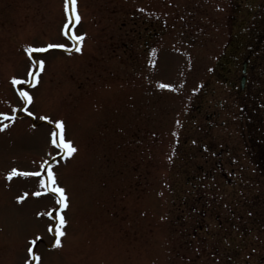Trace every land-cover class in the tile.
I'll use <instances>...</instances> for the list:
<instances>
[{"label": "rangeland", "instance_id": "rangeland-1", "mask_svg": "<svg viewBox=\"0 0 264 264\" xmlns=\"http://www.w3.org/2000/svg\"><path fill=\"white\" fill-rule=\"evenodd\" d=\"M234 1L0 0V264H264V0Z\"/></svg>", "mask_w": 264, "mask_h": 264}, {"label": "snow or ice", "instance_id": "snow-or-ice-1", "mask_svg": "<svg viewBox=\"0 0 264 264\" xmlns=\"http://www.w3.org/2000/svg\"><path fill=\"white\" fill-rule=\"evenodd\" d=\"M69 5H71V13L73 15H76V19H79L78 14H76V0H65V10L66 12L69 10ZM77 40L82 39V37H76ZM51 47V45L49 46ZM29 50H31V46H29ZM77 50H79V48H77ZM43 63V62H41ZM14 82H15V78H14ZM165 87H169L168 85H165ZM21 96L30 99L29 94L27 92L22 91L21 92ZM45 119H48V117H45ZM55 125L56 128L53 129V131L50 133L51 136V143L53 145H56L57 147L61 148L62 150L66 151L67 154H71V152L75 151L74 147H71V141H65L63 139V122L60 120L55 121ZM7 125H0V128L6 127ZM57 137H59V140L57 139ZM17 170L16 169H12L11 173H9V178H11V174L15 173ZM37 175H39V173H36ZM48 180L51 181L52 183H55L54 180V173H52L51 171L48 172ZM41 183L43 184L44 181L42 180ZM57 192H60L61 195L63 196V189L57 187L56 188ZM20 199V198H18ZM61 204H64V200L61 199L60 201ZM61 221L63 222V218L61 217ZM62 234V233H61ZM56 243L59 244L60 241L59 239L56 240ZM29 252H32V249H29Z\"/></svg>", "mask_w": 264, "mask_h": 264}, {"label": "flooded vegetation", "instance_id": "flooded-vegetation-1", "mask_svg": "<svg viewBox=\"0 0 264 264\" xmlns=\"http://www.w3.org/2000/svg\"><path fill=\"white\" fill-rule=\"evenodd\" d=\"M152 34V31H148L147 35L150 36ZM147 40H145L146 42ZM229 43V42H228ZM227 43V45H228ZM251 55L249 49L246 51V55L242 58V62H241V67H240V71L238 73V86L237 88L239 89V91L241 92L244 91V88L246 86V82H247V60H246V56ZM228 54H221L218 58H217V62L213 68V70H211L213 73L211 74V76H220L222 75V77H225L226 80H228L227 77V73H230L229 67L227 65V63L229 62V58L227 57ZM245 61V62H243ZM243 63V64H242ZM244 65V70H243V66ZM215 71V72H214ZM227 82V81H226ZM200 115H204L202 109L199 110Z\"/></svg>", "mask_w": 264, "mask_h": 264}]
</instances>
